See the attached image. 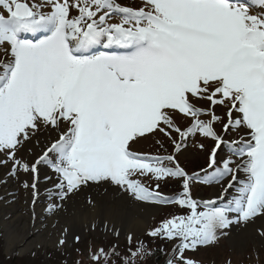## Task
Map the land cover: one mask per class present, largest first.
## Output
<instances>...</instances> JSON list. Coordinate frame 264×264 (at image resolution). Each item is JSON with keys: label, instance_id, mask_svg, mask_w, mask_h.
I'll return each mask as SVG.
<instances>
[{"label": "snow or ice", "instance_id": "obj_1", "mask_svg": "<svg viewBox=\"0 0 264 264\" xmlns=\"http://www.w3.org/2000/svg\"><path fill=\"white\" fill-rule=\"evenodd\" d=\"M260 7L264 0H142L135 8L116 0H0V167L31 191L34 209L41 199L39 166L48 164L56 177L45 193L50 214L90 185L111 186L147 204L175 203L186 213L162 220L147 235L173 243L165 264H197L184 253L264 216V12H250ZM114 15L119 22H110ZM216 106L226 109L223 116ZM41 130L49 133L42 146ZM233 130L244 135L232 140ZM157 133L171 142L172 153L132 150ZM196 134L213 146L198 145L207 152L206 167L189 174L177 154ZM33 140L41 147L34 162L18 158ZM167 178L180 182L179 195L159 191L158 181ZM194 181L223 191L197 200ZM87 202L95 205L91 196ZM111 231L120 235L114 225ZM69 234L62 229L61 247ZM134 239L129 233L132 259L119 257L121 264L151 254L143 242L133 249ZM115 254L116 246L101 247L90 258L107 264Z\"/></svg>", "mask_w": 264, "mask_h": 264}, {"label": "rangeland", "instance_id": "obj_2", "mask_svg": "<svg viewBox=\"0 0 264 264\" xmlns=\"http://www.w3.org/2000/svg\"><path fill=\"white\" fill-rule=\"evenodd\" d=\"M117 3H124L129 5L142 4V0H116ZM262 7L261 10H263ZM77 12L74 11L73 15H76ZM256 14V13H253ZM117 17V16H116ZM110 22H119V18L117 19L113 16ZM3 57V51L0 49V58ZM199 106V105H198ZM215 111L217 115L223 116L226 109L223 106H216ZM202 119H208L207 116L201 117ZM176 123L181 127H186V120L181 116H176ZM219 128V125H217ZM243 131V130H242ZM234 133V135H233ZM43 135L42 139H39L41 144H43L45 138L49 135V133L41 130L40 133L37 134V137ZM242 133L237 130H233L229 133V138L232 140H237L240 138ZM174 138L179 141L180 137L178 134L173 133ZM155 140H161L164 147L161 148L160 145L155 143ZM203 143L206 149H210L213 146V143L210 139L201 137L199 134L190 136L186 145L182 149H186L194 155V159L182 158L184 155L177 154V159L179 160L182 167L187 169L190 174L193 172L199 171V169L206 167L205 162H207V152L202 151L198 145ZM31 148L32 151L29 152L28 149ZM40 148L36 146V141L33 140L30 144L25 146V149L17 153V157L23 160L28 161L29 163L34 162L36 157L40 154H37V151ZM132 150L140 153H149V154H170L173 151V146L171 142L163 137L162 134L157 133L155 136H147L144 139L137 140L136 143L132 145ZM225 153V155L229 156L230 153L225 151H221ZM234 158V157H233ZM46 167L50 168L48 164ZM4 168V167H0ZM52 177H55V173H50ZM242 177V174H241ZM144 182H148V180L154 181L151 178H141ZM170 179V180H169ZM170 182H173L172 187L176 185L173 180L174 178H169ZM10 187H12V202L18 205L17 213L24 215L26 211V205L24 203V194L28 192L22 186L21 180L10 177ZM51 180H45V187L51 185ZM159 182V181H158ZM96 185H90L83 187L80 191H84L88 187H95ZM215 185H207L203 183L192 182L191 185V194L197 200L201 199L203 196L206 198L210 195L212 191V187ZM178 185H176V189ZM216 190L218 196L223 191L221 186L216 185ZM235 191V188H232L230 191ZM79 191V192H80ZM78 192V193H79ZM121 192V191H120ZM127 196V193L121 192ZM179 194L172 193V197H175ZM230 195V194H229ZM91 194L82 193L77 198V204L85 203L88 204V198ZM201 196V197H200ZM231 196V195H230ZM92 197V196H91ZM130 197V196H129ZM131 198V197H130ZM43 203H49L50 200L47 198L42 199ZM154 212L150 214L148 219V223L144 227V229L136 234L135 239L132 241V247L138 246V242H143L145 253H151L150 255H138L135 257V264H162L163 258H167L169 254H171L173 249V243L161 238H152L147 235L149 229L154 228L159 225V223L167 218H170L174 215L185 214L186 212H180V209L175 204L170 205H157L153 204ZM62 213L66 216L67 210L65 208L62 209ZM28 213H30V208L27 207ZM260 219L262 221L261 226H254V233L259 236L261 240H252L245 239L244 245L242 247H238L237 245H233L229 243V239L232 236L233 231L243 229L239 225H233L231 229L224 230L227 235H221L219 238L208 245L198 246L195 250H188L184 253V255L188 258L193 259L197 262V264H264V235L261 232H264V216ZM258 218V217H257ZM255 222V221H254ZM254 222L249 224H254ZM259 223L258 221L255 223ZM105 222H103L100 226H97L95 230H92L91 227H86L82 233H73L77 234L81 237L79 243L75 242L70 237V244L68 243L64 247H60L59 244L53 243L50 244H36L29 251L24 252L22 254H18L16 252L6 253L4 247V238H3V226L0 225V264H96L91 258L90 254L103 247L105 251L109 250V247L116 246V254L110 255L108 257L107 264H121V260L119 257L128 256L129 260L132 257L129 256L127 252L128 240L127 236L129 232L121 233L117 236L113 231H111V227L109 229H105ZM119 229V228H116ZM61 236V232H59ZM48 236H53V234L49 233ZM99 264H105V259L102 257L99 261ZM165 264V261H164Z\"/></svg>", "mask_w": 264, "mask_h": 264}, {"label": "bare ground", "instance_id": "obj_3", "mask_svg": "<svg viewBox=\"0 0 264 264\" xmlns=\"http://www.w3.org/2000/svg\"><path fill=\"white\" fill-rule=\"evenodd\" d=\"M51 135H55V133ZM42 137L43 135L37 137V139H42ZM39 148L37 154L41 152V147ZM181 154L184 155L183 159H194V155L186 149H182ZM219 156L221 155L219 154ZM39 170L40 180H44L46 176L50 177L44 167L39 166ZM6 171L5 168L0 169V225L3 226L4 249L6 253L16 252L22 254L29 251L36 244L53 245L57 241L59 232H62V229L66 226L70 229L69 241L73 233H82L92 223L100 226L103 222H107L109 227L114 225L115 228H119L120 234L129 232L135 236L144 229L148 223L150 214L154 212V206L132 201L116 188L111 186H95L80 191L65 202L66 216L62 213L63 210L50 214L44 211L46 204L40 201L42 195H45L46 190L50 189L52 185L44 188L42 182H40L41 199L33 209L31 191L25 192L23 198L26 211L22 215L16 211L18 205L12 202L11 181L10 177L6 175ZM23 178L31 180L30 175ZM82 193L91 194L95 200V205L77 204V198ZM216 196L218 194L215 185L206 199ZM27 207H31L30 213H28ZM262 218V216L258 217L255 219L254 224H248L243 229L233 231L229 243L242 247L245 239H250L251 241L261 240L254 233V226H261L262 221L260 222V219ZM257 221L259 223L255 224ZM49 233L53 234V236H48ZM254 241L252 242L254 243Z\"/></svg>", "mask_w": 264, "mask_h": 264}]
</instances>
